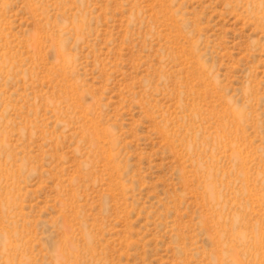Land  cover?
Here are the masks:
<instances>
[{
	"label": "rangeland",
	"instance_id": "rangeland-1",
	"mask_svg": "<svg viewBox=\"0 0 264 264\" xmlns=\"http://www.w3.org/2000/svg\"><path fill=\"white\" fill-rule=\"evenodd\" d=\"M0 264H264V0H0Z\"/></svg>",
	"mask_w": 264,
	"mask_h": 264
}]
</instances>
